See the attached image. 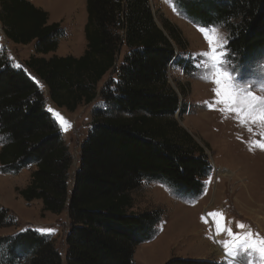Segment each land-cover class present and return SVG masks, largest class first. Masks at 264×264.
Returning <instances> with one entry per match:
<instances>
[{
  "label": "trees",
  "instance_id": "trees-1",
  "mask_svg": "<svg viewBox=\"0 0 264 264\" xmlns=\"http://www.w3.org/2000/svg\"><path fill=\"white\" fill-rule=\"evenodd\" d=\"M202 26H223L227 48L246 62L264 51V0H176ZM85 52L49 58L60 44V22L31 0H0V21L16 44L34 43L23 68L0 51V169L18 174L35 166L29 183L17 187L43 212L65 209L72 222L63 258L55 240L25 229L0 236V264H133L135 248L156 235L159 210L132 211V191L143 180H158L176 195L195 197L211 172L205 143L177 118L186 113L188 91L171 83L176 66L191 73L183 52L187 40L177 24L154 12L150 0H86ZM161 24V25H160ZM123 47L127 51L118 65ZM117 68L100 94L106 106L94 111L70 185L73 157L60 125L46 109L47 86L58 108L73 112L98 95V85ZM33 73L38 81L30 75ZM16 219L0 205V226ZM164 264H222L174 257Z\"/></svg>",
  "mask_w": 264,
  "mask_h": 264
},
{
  "label": "rangeland",
  "instance_id": "rangeland-1",
  "mask_svg": "<svg viewBox=\"0 0 264 264\" xmlns=\"http://www.w3.org/2000/svg\"><path fill=\"white\" fill-rule=\"evenodd\" d=\"M52 22H60L63 34L60 44L51 54H70V46L77 40H84L85 32L75 31L77 15L86 12L80 0H43ZM154 12L162 14L177 24L187 40V49L183 52L186 62L191 65V73L183 67L171 69V83L178 89L180 83L188 91L187 111L178 120L187 128L196 140L209 146L206 148L212 165L211 172L203 179V190L195 197L176 195L172 188L158 180H143L132 191V211L159 210L160 222L157 224L153 239L139 243L135 248L133 264H164L171 258H194L215 260L222 264H247V254L241 252L237 257H228L222 241L230 240L226 232L217 235L216 224L208 213H223L222 223L233 232L243 234L250 231L264 237V149L256 142L264 141V126L259 123L241 124L234 112L225 109V105L216 103L218 87L214 82L202 79L210 69L204 67L206 57L199 55L209 48L199 27L186 13L179 9L176 0H150ZM174 8L176 10H174ZM221 34L227 37L224 45L229 66H243L245 78L253 84V91L264 95L259 85L264 83V51L255 59L243 62L231 55L227 48L229 32L223 26H217ZM73 47V46H72ZM0 51H5L11 63L23 68L25 61L35 54L34 46L16 44L9 40L0 21ZM123 47L118 65L126 53ZM59 56V55H58ZM29 72V71H28ZM37 81L38 78L29 72ZM117 68L109 72L98 85V95L89 104H81L77 110L70 112L66 108L52 110L58 121L66 144L71 151L73 162L70 170V185L80 162L81 145L92 127L94 111L104 109L106 104L101 97V90L110 79L117 81ZM50 100L47 86L39 83ZM53 102V101H52ZM208 102V103H206ZM49 107V104H46ZM47 109V108H46ZM225 109V110H222ZM58 114V115H57ZM0 148L3 137L0 135ZM33 166L23 169L18 174L2 173L0 169V205L8 208L14 215L13 225L0 226V236L11 235L25 229H33L47 234L55 240L56 247L63 258L66 256V237L72 222L68 211L61 213L43 212L42 200H24L17 192V187H25L30 181ZM243 224L240 229L237 225ZM52 229L54 231H42ZM255 255V254H254ZM257 264L259 262L257 261Z\"/></svg>",
  "mask_w": 264,
  "mask_h": 264
},
{
  "label": "snow or ice",
  "instance_id": "snow-or-ice-1",
  "mask_svg": "<svg viewBox=\"0 0 264 264\" xmlns=\"http://www.w3.org/2000/svg\"><path fill=\"white\" fill-rule=\"evenodd\" d=\"M174 10L176 9L174 8ZM199 30L209 45L207 51L199 54L207 58L204 67L210 69L201 78L218 85L213 90L217 97L215 102L225 105L227 111L234 112L241 124L259 123L264 126V95H258L252 90L253 84L249 82L247 77L243 82L237 79L244 74L243 66H229L224 51L227 37L220 33L217 26L199 27ZM259 87L260 91L264 92V83L260 84ZM261 135L264 136V132H261ZM256 145L264 149V141H258ZM207 215L214 218L217 235L226 232L231 237L230 240L221 242L228 257L235 258L243 252L247 254V264H257V261L259 264H264V237H259L258 234H253L250 231L243 234L233 232L231 228L221 222L223 219L222 212L214 211ZM237 226L240 229L245 227L243 224ZM42 231L51 232L54 230Z\"/></svg>",
  "mask_w": 264,
  "mask_h": 264
},
{
  "label": "crops",
  "instance_id": "crops-1",
  "mask_svg": "<svg viewBox=\"0 0 264 264\" xmlns=\"http://www.w3.org/2000/svg\"><path fill=\"white\" fill-rule=\"evenodd\" d=\"M37 7H41L43 9H47L46 6L48 5L47 3H44L43 0H31ZM82 2V0H80ZM83 6H84V10L86 9V0H83ZM77 20L76 21V24H75V31L78 30V32L80 33L81 30H83V32H85L84 28H85V25H86V22H87V11L84 12V13H79L77 16ZM53 22V21H52ZM49 19V23H52ZM34 43L35 42H32L30 43L29 45H32L34 46ZM73 46V47H72ZM72 46H70L69 48L70 49V54L68 55H73V56H81L84 52H85V49L87 47V41H86V38H84V40H77L75 43H72ZM57 55L59 56H67V55H64V54H58L56 53ZM53 54H51L52 56ZM50 57V56H49ZM47 57V58H49ZM103 81V80H102ZM101 81V82H102ZM100 82V84H101ZM46 104H49L50 106L49 107H46L47 110H49L50 112H52L53 109H57L58 107L52 102V100H48L46 102ZM47 106V105H46ZM31 167V166H30ZM26 169V168H25ZM35 169V166L33 165V168L31 170V172ZM31 176V175H30Z\"/></svg>",
  "mask_w": 264,
  "mask_h": 264
},
{
  "label": "water",
  "instance_id": "water-1",
  "mask_svg": "<svg viewBox=\"0 0 264 264\" xmlns=\"http://www.w3.org/2000/svg\"><path fill=\"white\" fill-rule=\"evenodd\" d=\"M161 25V24H160ZM180 116V110L177 112V118Z\"/></svg>",
  "mask_w": 264,
  "mask_h": 264
}]
</instances>
